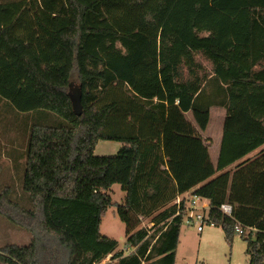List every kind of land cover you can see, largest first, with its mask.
<instances>
[{"label": "trees", "instance_id": "1", "mask_svg": "<svg viewBox=\"0 0 264 264\" xmlns=\"http://www.w3.org/2000/svg\"><path fill=\"white\" fill-rule=\"evenodd\" d=\"M0 100L60 120L29 129L27 203L0 191V215L32 236L2 247L0 264H175L185 202L174 203L189 192L230 244L220 207L233 205L256 229L242 236L249 264H264V152L246 159L264 146V0L2 2ZM213 107L226 109L216 165L200 134ZM100 141L123 147L96 156ZM115 184L128 256L101 235ZM143 218L160 225L154 242Z\"/></svg>", "mask_w": 264, "mask_h": 264}, {"label": "rangeland", "instance_id": "2", "mask_svg": "<svg viewBox=\"0 0 264 264\" xmlns=\"http://www.w3.org/2000/svg\"><path fill=\"white\" fill-rule=\"evenodd\" d=\"M8 1L10 0H0V3ZM197 59L207 68H210V63L202 55H198ZM32 115L34 114H31V116ZM31 116H24V113L12 108V104L9 101L0 100V144L5 145L6 143L25 140V137L29 134L28 126L34 123L29 120ZM225 117V108L213 107L211 109V117L207 130L200 132L211 147L210 154L215 164L218 163ZM188 118L192 120L191 114H188ZM37 124L57 125L58 123ZM122 147L123 144L120 142L100 141L95 155L101 157L115 156ZM263 152L264 146L250 154L246 159H255ZM0 168V191L5 186H13L15 189L13 198L19 203L26 204L27 202L24 201L26 195L22 190V180L10 179L7 172L6 159L2 160ZM234 168H232V171ZM108 195L113 205L108 208L105 216L102 218L101 235L116 240L119 243L118 250L123 251V253L128 256L135 248L127 244L128 236L126 234V226L119 219L116 206V204L122 205L125 202L126 192L122 190L119 184H115L108 191ZM186 199L189 202V197ZM199 225L200 224L196 223L191 225L186 222L183 223L180 243L176 253V264H249V256L246 253L247 242L244 240V237L235 235L232 244H230L226 240L222 226H206L204 233L201 234L197 230ZM159 227L160 225L153 227L152 222L146 218H143L140 224V229L149 231V237L153 242L156 238V230ZM246 236L247 235H245V237ZM31 240V234L14 226L0 215V249L8 244L27 246L30 244ZM106 263H112L110 256L103 262V264Z\"/></svg>", "mask_w": 264, "mask_h": 264}, {"label": "crops", "instance_id": "3", "mask_svg": "<svg viewBox=\"0 0 264 264\" xmlns=\"http://www.w3.org/2000/svg\"><path fill=\"white\" fill-rule=\"evenodd\" d=\"M74 84H76V82H74ZM73 91H74V89H73ZM31 114H34V115L31 116ZM24 116H31V118H29V120L34 122V123H59L60 122V120L55 115L50 114L48 112H44V111L34 112V113L27 114V115L24 114ZM31 125H32V123L28 126L29 129H30ZM205 139L206 138H204V140ZM205 143L209 146V144H208V142H206V140H205ZM209 151H211L210 146H209ZM4 159H6L7 170H8L7 172L10 176V179H12V180H14V179L23 180L25 177V174H26L25 173L26 172V165L28 163V134L25 137V140H22L21 142L14 141L11 143H6L5 145L0 144V164H2V160H4ZM235 166H236V164L232 168H234ZM190 194H192V192L184 194L183 197H187ZM149 221L151 222L152 219H149ZM203 233H204V231L201 234H203ZM180 235H181V233H180ZM176 258H177V254H176Z\"/></svg>", "mask_w": 264, "mask_h": 264}, {"label": "built area", "instance_id": "4", "mask_svg": "<svg viewBox=\"0 0 264 264\" xmlns=\"http://www.w3.org/2000/svg\"><path fill=\"white\" fill-rule=\"evenodd\" d=\"M189 197V202L186 198ZM182 201L185 202L184 207V218L183 223L191 224H200L197 228L199 233H202L206 226H217L215 223H212L209 221V212L211 210L210 202L207 199L194 196L190 194L187 197L180 196L175 201L174 204L181 205ZM220 211L223 213V215L233 219L235 221V231L238 236L242 237L245 235H248L249 232H256V229L254 227H247L243 225L241 222L237 221L234 218V207L231 204H224L220 207ZM180 213V212H179ZM178 213V214H179ZM177 214V215H178ZM154 227V225L152 224ZM152 228V227H150ZM151 234V233H150ZM135 251V249H134ZM133 251V252H134ZM1 254V252H0ZM131 254V253H130Z\"/></svg>", "mask_w": 264, "mask_h": 264}, {"label": "water", "instance_id": "5", "mask_svg": "<svg viewBox=\"0 0 264 264\" xmlns=\"http://www.w3.org/2000/svg\"><path fill=\"white\" fill-rule=\"evenodd\" d=\"M74 110H75V112H76V114H77L78 116H81L82 113H83V109H82L81 103H80V101L78 100V98L75 99Z\"/></svg>", "mask_w": 264, "mask_h": 264}]
</instances>
